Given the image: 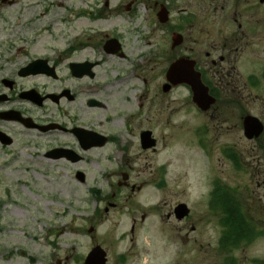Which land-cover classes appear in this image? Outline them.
I'll use <instances>...</instances> for the list:
<instances>
[{
  "label": "rangeland",
  "instance_id": "rangeland-1",
  "mask_svg": "<svg viewBox=\"0 0 264 264\" xmlns=\"http://www.w3.org/2000/svg\"><path fill=\"white\" fill-rule=\"evenodd\" d=\"M129 1L75 0L82 5L86 21L66 32L61 48L52 45L51 39L43 46L46 50L18 51L17 46L32 44L24 35L25 27H7L0 35V77L15 79L19 64L33 55H48L57 64L58 77H19L17 89L31 87L41 95L64 88L77 93L72 101L46 99L37 106L18 98L14 90L12 100L0 102V110H22L41 124L78 125L113 133L115 139L125 138L122 145L107 141L81 152L69 132H37L0 118V130L13 137L9 146L0 143V264H83L85 254L96 244L106 252L105 264H260L264 260L263 186L258 194L245 193L244 187L254 186L256 171L251 167L252 174L245 170L244 177L238 178L219 150L241 138L245 152L248 141L242 133L239 138L222 128L219 132L210 128L205 135L208 151L199 149L194 128L199 131L200 125L208 127L210 121L187 102L183 85L162 91L167 82L165 71L179 57L177 48H171V35L180 2L132 0L125 9ZM5 5L0 0V19ZM161 6L169 10L165 22L157 17ZM65 12L70 14L67 8ZM94 18L101 22L93 25ZM17 23L13 17L3 25ZM111 37L121 44L117 54H111L113 69L105 66L110 59L104 47ZM145 41L148 50L137 53L138 43ZM84 48L87 52L79 56ZM73 60L94 62L93 76L73 78L68 67ZM131 70L139 76L137 88L130 93L138 114L124 117L121 124L105 126L103 120L118 106L112 92L121 91L123 83L110 87L104 80L113 72ZM88 98L99 99L102 106H89ZM227 125L223 123V127ZM143 129L156 139L155 149L139 146ZM62 143H68L82 158L70 162L45 156L47 150ZM113 151L119 155H112ZM244 160L251 161L246 155ZM78 171L84 173L83 181L76 178ZM124 174L127 184L118 185ZM212 177L240 187L235 193L241 197L235 198L242 216L252 219L258 231L253 241L228 243L227 251L218 247L221 214L215 209L209 214L208 206ZM180 201L192 208L188 221L179 222L170 215ZM145 205L150 207L145 209ZM142 214L145 221L140 220ZM192 225L195 230L191 231Z\"/></svg>",
  "mask_w": 264,
  "mask_h": 264
},
{
  "label": "flooded vegetation",
  "instance_id": "flooded-vegetation-1",
  "mask_svg": "<svg viewBox=\"0 0 264 264\" xmlns=\"http://www.w3.org/2000/svg\"><path fill=\"white\" fill-rule=\"evenodd\" d=\"M176 1H179L180 5L176 13V22L173 26L175 31L173 32L178 40L176 48L179 58L182 62L193 63V69L199 73L201 84L206 87V92L204 91L206 99L213 98L208 108H202L206 105L205 100L202 101V105L196 104L188 79H184L181 83L188 96L187 102L192 103L197 111L211 123L208 127L205 124L200 125L201 130L199 131L196 127L194 128L193 136L197 140V146L199 149L208 151L205 135L210 128L217 132L222 128L225 132L237 135L239 138L242 133L243 138L248 141L245 143V152L242 149L240 138L239 142L223 145L219 149L220 154L228 162L232 172H235L240 179L244 177L245 170L252 174L250 171L252 167V170L256 171H253L255 184L253 187H244V192H249L250 195L258 194L257 189L263 186L264 196V0ZM131 2L128 4V9ZM33 58L45 59L38 69L43 66L48 68L51 65L57 67L55 60L52 61L50 57L35 56ZM24 65L26 63L17 66L15 72L17 78L23 77L20 71ZM17 78L0 77V94L6 95L3 102L12 100L14 90L18 98L25 99L22 94L32 89L31 87L30 89H17ZM195 79L199 84L197 77ZM201 84L199 85L204 90ZM71 93L69 99L74 100L77 93ZM98 106L102 104L98 102L96 107ZM21 113L24 115L22 110ZM247 116L256 117L261 126L260 133L251 139L244 136L243 124ZM226 122L229 125L225 128L223 123ZM58 129L76 137L72 127H64L60 124ZM138 142L143 150L155 149L157 144L154 138L152 145H143L139 139ZM244 155L251 161H245ZM214 180L222 185L228 184L225 181L221 182L219 178L212 177L209 182L212 186ZM238 182L244 183L243 181ZM121 183L126 185L127 181ZM131 190L134 191L135 187L131 186ZM181 202L183 201L178 204ZM192 212V208L189 207V213L179 222L187 221ZM210 213L213 212L210 211ZM170 215L176 218L174 207ZM145 218V214L140 215L141 221H145ZM190 229L195 230L193 225Z\"/></svg>",
  "mask_w": 264,
  "mask_h": 264
},
{
  "label": "bare ground",
  "instance_id": "bare-ground-1",
  "mask_svg": "<svg viewBox=\"0 0 264 264\" xmlns=\"http://www.w3.org/2000/svg\"><path fill=\"white\" fill-rule=\"evenodd\" d=\"M6 7L1 11L2 18L0 19V35L5 33L7 27L11 28H23L25 36H29L32 41L30 46H24L23 44L18 47V51L24 49L25 51L30 50L31 52L36 49L46 50L43 46L50 42L51 39L54 41L52 45L61 48L64 37L67 35L68 30L72 28H80L85 23L86 18L81 15L82 5H79L75 0H4ZM114 3V1H112ZM65 8L69 10L70 14H66ZM15 17L18 21L17 25H3L5 22H10L11 18ZM119 20V17H116ZM92 24L100 23L99 18L91 19ZM1 37V36H0ZM81 37V35H76ZM137 38L135 39V41ZM146 44L139 42L136 48L137 53H146L148 47ZM52 48V47H51ZM50 48V49H51ZM87 52V49L78 52L81 56ZM135 53V55H137ZM24 54V53H23ZM48 54V53H46ZM106 57L110 60L107 61L106 65L108 68L113 69L115 62L112 60L114 56L110 53H105ZM107 86L117 87L120 83H123V89L121 91L113 90V98L117 100V108L114 109L109 116L103 120L105 126L108 123L115 125L121 124L124 117L137 116V111L134 107L135 100L131 96V91L137 88L139 82V76L135 75L134 71H126V73L118 74L113 72L111 76H108L104 80ZM121 97V98H120ZM125 101V105L120 102ZM126 108L127 110H125ZM117 137V135H116ZM125 138L121 135L117 138V143L124 144ZM119 155L118 152L115 153ZM154 193L153 191H151ZM145 209L150 207L149 205L142 206Z\"/></svg>",
  "mask_w": 264,
  "mask_h": 264
},
{
  "label": "water",
  "instance_id": "water-1",
  "mask_svg": "<svg viewBox=\"0 0 264 264\" xmlns=\"http://www.w3.org/2000/svg\"><path fill=\"white\" fill-rule=\"evenodd\" d=\"M158 18L160 19V21H165L166 20V12L165 10H160V12L158 13ZM173 44L172 47L175 46L178 43V40H176V37L173 36L172 38ZM110 43V50L112 51H116L117 48L119 47L118 43H116L115 41L109 42ZM34 65L33 63L30 64V66ZM72 70H73V74L81 76L84 73H88L89 75H91L90 69L92 68V64L90 63H83V64H74V66H71ZM167 80L170 84L175 85L177 83H181L183 82L184 79H188L189 83L192 84V88H193V95H194V101L196 102V104H200L202 105V101L205 100L206 105H204L205 107L202 108H208V104L210 101H213L212 98L206 99V96L204 95V91L200 85L198 84V82L196 81L195 77L192 73V63L190 62H182L181 60L177 59L173 62V64L170 65V67L168 68L167 72ZM198 80V78H197ZM164 84L163 85V90H168L170 88V84ZM56 99V98H55ZM37 102L40 103V101L38 100ZM92 102V101H91ZM93 104V102H92ZM3 117H7L6 114H0ZM10 117V116H9ZM9 117H7L9 119ZM17 119H19L17 117ZM257 119H252L250 117L245 118L244 120V127H246V131L249 133H247V137H251V128L253 127H257L258 128V132L260 131V126H258L257 124ZM27 124V121H24ZM30 126V125H28ZM257 132V133H258ZM256 133V134H257ZM80 134V142L82 145H85V147H88L91 144H99L103 141L102 137H91L88 139H84L82 136H85V134L82 131H79ZM0 137L2 138V134H0ZM142 137H144V135H142ZM148 137V132H145V138L144 140H146V138ZM143 139V138H142ZM144 140H142V142H144ZM3 142L5 143H10V140H4ZM80 178H82V176L80 175ZM183 214H186V209L184 207L183 204H180V206H178L177 208V217L178 219H181V216ZM87 257L85 258L84 264H105V251L102 250V248L97 245L94 246L93 249L86 255Z\"/></svg>",
  "mask_w": 264,
  "mask_h": 264
},
{
  "label": "trees",
  "instance_id": "trees-1",
  "mask_svg": "<svg viewBox=\"0 0 264 264\" xmlns=\"http://www.w3.org/2000/svg\"><path fill=\"white\" fill-rule=\"evenodd\" d=\"M220 199L217 200V207L223 214L220 215L222 228H224V237L226 243H238L240 241H249L250 233L253 231L249 222L245 220L239 212V205L229 199L224 190L220 193Z\"/></svg>",
  "mask_w": 264,
  "mask_h": 264
}]
</instances>
